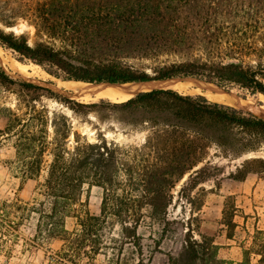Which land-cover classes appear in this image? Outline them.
Here are the masks:
<instances>
[{
  "label": "trees",
  "instance_id": "obj_1",
  "mask_svg": "<svg viewBox=\"0 0 264 264\" xmlns=\"http://www.w3.org/2000/svg\"><path fill=\"white\" fill-rule=\"evenodd\" d=\"M94 1H61L57 33L74 41L73 46L37 42L31 47L22 35L0 30V47L14 53L21 63L47 66L50 75L66 81L126 84L194 78L224 90L238 88L249 96H264V0H105L98 6ZM50 5L32 8L29 17L36 33L52 29L46 15ZM86 21L103 27L108 38L126 43L123 49H134L155 65L148 72L116 59L86 56V50L77 45ZM0 85H17L25 93H50L12 80L1 67ZM34 101L27 100L23 112L8 109L0 130V139L9 140L14 149L12 163L21 176H42L31 201L15 197L0 202V264H8L16 247L21 254L34 253L53 241L61 245L51 251V264H79L104 250L118 256L125 246L134 249L136 260L131 264H148L142 258L138 229L162 223L161 235H165L173 189L185 176L178 196L189 205L188 228L181 252L177 257L167 255L168 262L225 263L217 258L212 239L192 236L191 223L203 206L199 198L205 192L200 188L194 194L193 190L210 175L209 165H199L213 146L225 157L257 152L264 143V119L210 102L203 95H182L171 89L138 92L111 104L143 113V122L148 124L144 144L125 148L102 134L89 142L72 132L64 115L53 113L49 118L48 111L37 109ZM70 135L72 145H68ZM251 172L264 174L263 158L243 161L229 177L243 181ZM84 186L101 190L98 215L76 211ZM234 209L224 203L222 225L233 226ZM69 217L75 219L71 231L65 227ZM251 256L264 264V230L255 232L251 247L242 252L237 264H251Z\"/></svg>",
  "mask_w": 264,
  "mask_h": 264
},
{
  "label": "rangeland",
  "instance_id": "obj_2",
  "mask_svg": "<svg viewBox=\"0 0 264 264\" xmlns=\"http://www.w3.org/2000/svg\"><path fill=\"white\" fill-rule=\"evenodd\" d=\"M61 1L0 0V30L5 33L12 32L15 36L22 35L31 47L37 42H43L55 47L73 46L75 44L74 41L61 37L57 33L59 32V27L58 24H55L61 14L59 8ZM89 1L87 0V2ZM104 1L101 0L99 3L96 0L94 3L98 6L104 4ZM36 4H41L42 7L51 4V8L46 12V15L52 22V29H49L47 33L44 32L46 34L43 32L36 33L29 17L32 8ZM85 23L77 45L78 48L86 50V52H83L86 56L92 54L95 58L116 59L136 68L145 67L148 72L150 71L149 68L155 65L152 60H147L137 55L134 49H123L126 47V43L123 40L108 38L103 27L98 28L94 22L88 23L86 21ZM80 54L82 55V52ZM17 62L21 63L16 59L14 53L3 50L0 47V67L12 80L46 88L50 93L40 90H30L29 93H25L17 85H0V130L5 127L8 109L16 110L19 108V112H23L26 110L24 105L27 100L34 99L33 103L37 109L45 108L48 111L49 118L52 117L53 113L64 115L70 122L72 132L85 137L89 142H96L98 135L102 134L107 141H113L125 148L141 147L144 144L149 131L148 124L143 122L145 119L143 113H130L126 110L112 107L111 104L116 103L103 98H94L92 94L87 95L84 92H79V88L63 90L58 83L66 82V80L50 75L47 72V66L43 67L32 62H24L21 64L28 65L31 71L22 73L16 66ZM173 79H187L189 81L193 79L194 87L197 86V90L191 89L178 92L179 94L206 96L205 94L210 89L209 91H214L213 93H223L236 99L248 100L256 107L252 109L250 107H240L239 105L219 104L230 106L264 119V109L262 108L264 100L259 96L260 94L249 96L238 88L224 90L194 78ZM80 83L85 84L82 88L87 89L89 87L92 91L105 88L103 85L94 88L93 86L96 84ZM100 100H104L103 103H99ZM91 104L95 105L90 106ZM56 122L60 125L61 119H57ZM48 129L51 134L52 128L49 123ZM68 141V145H72L73 135H70ZM256 157L264 159V143L260 145L257 152L245 153L238 158L225 157L213 146L209 149L205 161L199 165V167L209 165L207 174L210 175L193 190L194 194L199 192L200 188L204 189L205 192L199 198L203 206L198 213L194 214L195 219L191 223L192 236L196 240L200 239L198 234L212 239L213 244L216 246V256L225 262L223 264H237L240 262L242 260V252L251 247L255 232L264 230V174L251 172L243 181H236L229 177V174L233 173L237 167H240L243 161ZM13 159L14 149L10 141L0 139V202L6 199L11 200L15 197L22 201H31L36 195V187L38 182L42 181V176L36 179L23 178L19 169L12 163ZM186 179L187 176L176 183L173 189V200L167 209L168 224L165 226V235H161L162 223L153 224L150 228L141 226L138 229V234L142 238V258L145 263L169 264L167 255L177 257L182 250L185 232L188 228L187 220L190 217V209L188 203L184 199L179 198L178 192ZM100 200L101 190L99 188L84 186L80 199L81 205L76 207V211L81 213L82 210H87L90 214L98 215ZM224 203L232 204L235 208L232 217L233 226L230 228L222 225L221 213ZM65 227L70 231L73 230L75 219L66 218ZM114 229L116 233L118 227L116 226ZM24 230L27 233L29 232V229ZM155 241L159 243V246L156 247ZM107 242L112 245L109 240ZM60 245V242L53 241L50 244H46L43 248H39L34 253L24 252L23 254L18 252L19 247H16L17 251L8 264H51L49 257L51 251H56ZM258 258L251 256V264H257ZM133 260H136L134 249L130 246H125L122 255L117 256L114 255L113 251L104 250L101 254L95 256L94 259H82L79 264H114L117 261L120 264L124 262L131 264ZM1 262H3V259L0 256Z\"/></svg>",
  "mask_w": 264,
  "mask_h": 264
},
{
  "label": "bare ground",
  "instance_id": "obj_3",
  "mask_svg": "<svg viewBox=\"0 0 264 264\" xmlns=\"http://www.w3.org/2000/svg\"><path fill=\"white\" fill-rule=\"evenodd\" d=\"M16 66H17L18 70L22 73L29 72V70H30L28 65H24V64H21L18 62L16 63ZM38 74H39V72H38ZM58 85L60 87H62L63 90L64 89L65 90H75V89L79 88V90H80L79 92H84L87 95L92 94L94 96V98H103V99L111 101V102H123L125 100H128L129 98H132L138 92H144V91H148V90H152V89H171V90L177 91L179 93L183 92V91H188L191 89L197 90V88H196L197 86L194 87L195 84L193 82V79H192V81H189L187 79H185V80L169 79V80L151 81V82H145V83H126V84L125 83L124 84L101 83V84H96L93 87L96 88V87H99L100 85H103V86H105V88L104 89H95L96 91L90 90L89 87L87 89L82 88L85 84L80 83V82H76V81L59 82ZM209 90L205 94L206 95L205 97L208 100H211L213 102L228 104L231 106L239 105L240 107H250L252 109H253V107H256L252 102H250L248 100L236 99V98H233V96L231 97V96H229L227 94H223V93H216V92L213 93L214 92L213 90H212L213 92H211ZM259 96L262 97L264 100V96H262V95H259ZM75 97H78V96H75ZM262 108L264 109V103H263Z\"/></svg>",
  "mask_w": 264,
  "mask_h": 264
},
{
  "label": "water",
  "instance_id": "obj_4",
  "mask_svg": "<svg viewBox=\"0 0 264 264\" xmlns=\"http://www.w3.org/2000/svg\"><path fill=\"white\" fill-rule=\"evenodd\" d=\"M166 80H169V79H166ZM162 81V80H161ZM106 84V83H105ZM164 90H166V89H164Z\"/></svg>",
  "mask_w": 264,
  "mask_h": 264
}]
</instances>
